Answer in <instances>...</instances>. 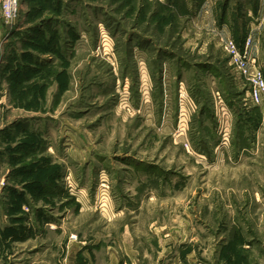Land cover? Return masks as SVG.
<instances>
[{
	"label": "rangeland",
	"instance_id": "374dc122",
	"mask_svg": "<svg viewBox=\"0 0 264 264\" xmlns=\"http://www.w3.org/2000/svg\"><path fill=\"white\" fill-rule=\"evenodd\" d=\"M248 26L264 64V0H20L0 17V264L72 243L73 264L109 245L264 264V123L237 135L247 85L219 44Z\"/></svg>",
	"mask_w": 264,
	"mask_h": 264
},
{
	"label": "built area",
	"instance_id": "2783aa9c",
	"mask_svg": "<svg viewBox=\"0 0 264 264\" xmlns=\"http://www.w3.org/2000/svg\"><path fill=\"white\" fill-rule=\"evenodd\" d=\"M19 13L20 0H0V17L4 24H12L19 17ZM219 44L228 57L232 69L242 77L247 85L246 104L263 106L264 64L258 58V48L251 32L247 33L242 44L237 43L227 34H221ZM220 98V96H215V104L224 110L227 105Z\"/></svg>",
	"mask_w": 264,
	"mask_h": 264
},
{
	"label": "crops",
	"instance_id": "0c3cea01",
	"mask_svg": "<svg viewBox=\"0 0 264 264\" xmlns=\"http://www.w3.org/2000/svg\"><path fill=\"white\" fill-rule=\"evenodd\" d=\"M261 26V22L258 24ZM260 28V27H257ZM253 35L255 45H261L260 43V31L259 29H254L253 27L248 26V32ZM235 38V34H233ZM259 50V49H258ZM234 72V78L235 83L240 85L243 83L242 77L233 70ZM247 107L246 111H250L252 109V106H249L246 104ZM259 112L262 115V121L259 122L260 125H263L264 123V105L259 106ZM125 238L128 240L129 234H124ZM26 239L20 238V241H25ZM66 241V239H64ZM68 242H71V240H68ZM74 245V243H72ZM67 246L66 249L62 248L56 251H52V249H46L42 251H36L34 253L29 254V252H26L24 254L28 255L24 264H73V262L76 261V257L79 254L80 248L74 249L73 245ZM126 246V243L124 244V247ZM71 247V248H70ZM85 251V252H84ZM82 252L83 256L86 254L90 255L91 264H141L145 261L146 258H148L147 253L140 251L138 249H130V250H122L118 251L114 249L112 246H108L106 250H84ZM35 258V259H34ZM41 258V259H39ZM50 258H52L55 263L50 262ZM38 259V260H36ZM47 259V260H46Z\"/></svg>",
	"mask_w": 264,
	"mask_h": 264
},
{
	"label": "trees",
	"instance_id": "16d2710c",
	"mask_svg": "<svg viewBox=\"0 0 264 264\" xmlns=\"http://www.w3.org/2000/svg\"><path fill=\"white\" fill-rule=\"evenodd\" d=\"M246 35H247V32H244V34L241 33L239 35L236 34L234 39H235V41L237 43L242 44L244 42V40H245ZM244 116L248 117V119L246 120L247 122H253L254 119L260 118L261 115H260V112H259V106H252V109L250 111H248V112L246 111V108H243V110L241 111L240 119H242L243 122L239 121L238 124H237V133H238L237 135L240 138H243L242 135L244 133V124H245L244 123V118H243ZM259 120L260 119H258L257 121H259ZM243 143L246 144V139L245 138L243 139ZM207 147H208V145H207ZM205 149H207V148H204V147L202 148L203 153H205L208 156V151H204Z\"/></svg>",
	"mask_w": 264,
	"mask_h": 264
}]
</instances>
